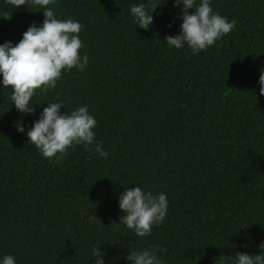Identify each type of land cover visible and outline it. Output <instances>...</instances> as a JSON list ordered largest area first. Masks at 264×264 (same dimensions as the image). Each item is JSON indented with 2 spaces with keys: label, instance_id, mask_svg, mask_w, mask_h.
<instances>
[{
  "label": "trees",
  "instance_id": "1",
  "mask_svg": "<svg viewBox=\"0 0 264 264\" xmlns=\"http://www.w3.org/2000/svg\"><path fill=\"white\" fill-rule=\"evenodd\" d=\"M141 3L148 0H56L49 7L57 19L83 25L85 69L64 70L54 89H38L33 114L18 112L0 83V264L6 255L15 264H95L97 247L104 264H132L130 252L153 246L162 264L261 253L264 0H210L236 24L196 54L165 42L181 30L175 0H159L147 30L130 11ZM43 10L0 0V44L39 27ZM57 100L61 114L87 106L106 159L75 145L56 163L28 142L26 132ZM134 187L168 199L164 221L145 237L120 222L119 197Z\"/></svg>",
  "mask_w": 264,
  "mask_h": 264
},
{
  "label": "clouds",
  "instance_id": "2",
  "mask_svg": "<svg viewBox=\"0 0 264 264\" xmlns=\"http://www.w3.org/2000/svg\"><path fill=\"white\" fill-rule=\"evenodd\" d=\"M15 8L30 4L43 10L44 20L37 27L35 22L22 34V39L15 45L12 42L0 44V83L11 87V100L16 110L22 114H33L35 108L31 98L39 89L46 93L56 87L62 71L77 68L83 71L88 63V54L83 57L80 49L84 47L79 33L83 27L72 19L59 20L49 7L56 0H6ZM161 5L159 0H148L147 4L133 5L130 9L137 25L147 30L153 23L152 13ZM181 8L182 23L180 34L166 36L169 46L179 49L185 44L193 54L207 50L222 36L229 34L236 22L228 21L219 13L213 12L210 0H201L198 6L195 0H175ZM189 9L194 12L189 13ZM11 16H5L10 19ZM260 95H264V70H261L259 81ZM58 101V100H57ZM61 102L48 103L43 108L37 121L26 132L28 142L35 145L42 156L47 159L55 157L59 163L65 158L68 150L75 145H84L90 152L107 158L102 142L96 141L93 129L96 119L89 114L87 106H82L69 113H60ZM17 131L24 133V127L17 124ZM95 144L94 149L89 147ZM119 208L123 215L120 222L135 232L137 237L148 236L153 225H160L168 210V199L165 193L153 194L140 187L125 189L119 197ZM261 253L250 255L237 252L235 258L220 256L224 264H264V242L259 245ZM160 246L147 250L132 251L126 259L132 264H162L158 259ZM103 253L99 247L93 249L95 264H104ZM2 264H15L12 255L3 257Z\"/></svg>",
  "mask_w": 264,
  "mask_h": 264
}]
</instances>
